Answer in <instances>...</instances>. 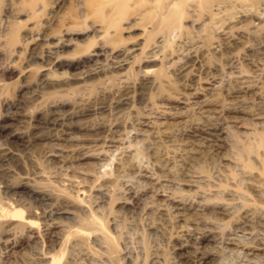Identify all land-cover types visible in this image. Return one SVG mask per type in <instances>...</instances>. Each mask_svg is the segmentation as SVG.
I'll use <instances>...</instances> for the list:
<instances>
[{
    "label": "rangeland",
    "instance_id": "1",
    "mask_svg": "<svg viewBox=\"0 0 264 264\" xmlns=\"http://www.w3.org/2000/svg\"><path fill=\"white\" fill-rule=\"evenodd\" d=\"M193 1L156 62L91 88H44L41 75L66 69L43 53L22 88L44 31L19 18L0 51V205L34 224L2 221L0 264H264V0H212L217 12ZM57 10L44 0L38 20ZM132 16L120 24L129 45L148 18ZM247 144L256 155L236 162ZM90 218L107 241L88 232L77 249Z\"/></svg>",
    "mask_w": 264,
    "mask_h": 264
},
{
    "label": "bare ground",
    "instance_id": "2",
    "mask_svg": "<svg viewBox=\"0 0 264 264\" xmlns=\"http://www.w3.org/2000/svg\"><path fill=\"white\" fill-rule=\"evenodd\" d=\"M56 1L58 10L54 12L52 16L41 22L38 19L43 9L44 0H0L3 11V13L0 14V51L4 52L6 55H10V48L14 46L17 39L16 26L19 24L20 17H25L32 22L29 29L30 31L40 32L43 30L44 35L42 42L48 43L45 45L39 42L41 39H35L38 44L34 45L35 48L32 50L33 52H31L32 54L28 62H26L25 67L21 69L20 76L25 77L22 88L34 85V82L28 81V77L26 76L31 68L36 66V61L40 60L42 53L44 54H42V56L49 59V64H51L52 68L56 70L66 69V72L61 73V77L58 78L59 81L51 80L47 72L41 75L40 83L43 87L47 86L54 89L55 87L77 83L82 84L80 88L86 86L84 84H90L87 85V88H91L94 87L95 81L101 82V85L115 79L119 81L121 77L120 72H123L125 70L124 68L131 63L144 62L147 65L153 64L160 58L161 54H164L165 51L168 50L169 43L172 41L171 37H173L174 34L176 35L181 29L184 8L190 5V1L193 2V4L195 2L193 0H115L114 3L108 4L105 0ZM145 1L148 2L149 5H143ZM198 1L205 11H212L213 9V11L217 12L219 8L218 5H213L212 0ZM192 6L198 7L197 4ZM138 8L140 9L137 10ZM133 12H135V16L132 17L135 20H139L142 17L148 18L147 23L143 26V29L140 30L139 36L142 41L129 45L128 43L132 39L121 37L120 24L126 14H132ZM217 15L215 14V16ZM80 37H83L85 41L81 43L78 42V38ZM166 55L163 57H168ZM166 60L168 61V59ZM13 64L14 63H12L11 66H13ZM8 67L10 68V66ZM70 71L71 73H67ZM139 73H141L140 75H142L143 79L151 75L150 69L149 71H139ZM127 75H129L128 72ZM99 87L98 89L102 86ZM0 92H2V86H0ZM233 148L236 150V162L244 156L243 154L247 156L252 154L256 155L255 151L251 150V146L248 144L247 147L238 148V145H235ZM254 159L256 160L257 158ZM103 174L105 177L107 174L106 171ZM76 194H79V192ZM261 195L264 196L263 194ZM79 199V196H77L75 200L78 204ZM181 205L183 206V204ZM12 206L13 205L9 202L0 205V231H2V233L3 230H5L2 221L5 219L6 221L9 219L10 222L12 221L11 223L16 222V228L26 225L33 226V222L24 221L26 218L23 219L22 213H14ZM10 210L13 211L12 215ZM95 220L90 218L85 221V225L88 228L86 231L84 229L83 231H80L81 229L79 231H74V247H77V249H82L83 247V249H85L84 247L86 245L84 243L87 242L86 238H89L91 233L94 234L95 238L100 240L101 243H106L107 239L101 231L102 228L99 229L100 225L98 226ZM54 224L55 223H53V225ZM88 232L91 233L88 234ZM55 262L56 259H52L51 264H55Z\"/></svg>",
    "mask_w": 264,
    "mask_h": 264
}]
</instances>
